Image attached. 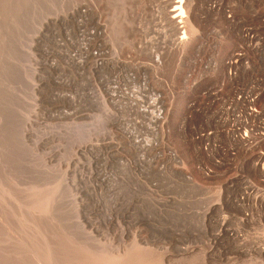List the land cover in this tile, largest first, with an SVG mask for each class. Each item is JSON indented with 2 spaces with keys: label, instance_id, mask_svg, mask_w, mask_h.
<instances>
[{
  "label": "rangeland",
  "instance_id": "rangeland-1",
  "mask_svg": "<svg viewBox=\"0 0 264 264\" xmlns=\"http://www.w3.org/2000/svg\"><path fill=\"white\" fill-rule=\"evenodd\" d=\"M167 1L0 0V264H264L242 180L264 171L203 151L212 96L189 90L264 0H174L183 39Z\"/></svg>",
  "mask_w": 264,
  "mask_h": 264
},
{
  "label": "built area",
  "instance_id": "built-area-1",
  "mask_svg": "<svg viewBox=\"0 0 264 264\" xmlns=\"http://www.w3.org/2000/svg\"><path fill=\"white\" fill-rule=\"evenodd\" d=\"M214 7L213 2L208 8L213 10ZM256 19L260 28H264V18L256 16ZM257 24H238V41L228 46L222 63H214L210 71L192 82L189 90L190 93L203 90L204 95L212 96L210 108L203 112V117L208 114L214 127L204 129L195 136L201 144L204 142L203 151L208 153L214 149L225 156L226 160L229 157L234 159L239 152L249 151L248 158L238 162L237 166L244 167L248 164L255 170L260 168L263 174L264 30L259 35L254 28ZM178 25L184 26L183 23ZM183 30L181 28L180 31ZM217 136L225 141L216 139ZM223 165L224 168L231 166L227 161ZM242 180L246 184L243 193L252 198L248 205L249 211L252 215L264 218V191L260 190V183H254L244 176ZM258 192L262 194H257ZM240 199L243 200V197ZM263 247L264 245L257 246L256 249L260 251Z\"/></svg>",
  "mask_w": 264,
  "mask_h": 264
},
{
  "label": "bare ground",
  "instance_id": "bare-ground-1",
  "mask_svg": "<svg viewBox=\"0 0 264 264\" xmlns=\"http://www.w3.org/2000/svg\"><path fill=\"white\" fill-rule=\"evenodd\" d=\"M179 3L182 1V0H177ZM176 2V1H175ZM174 2V0H168L167 1V5H166V3H165V5H166V12H165V15L164 16H166L165 18H167V20L166 21H168V22H170L171 24H169L170 26H171V32H172V30H174L173 32H174V34H175V32L176 33H178V31H179V21L183 18V16H181V12L183 13V11L180 9V6H178L179 4H178V2H177V5L176 4H173V3H175ZM181 3H183V1L181 2ZM171 5H175L174 7H172V8H170L171 7ZM163 7H165V6H163ZM168 8H170V9H168ZM181 8H182V4H181ZM179 10V11H178ZM164 11V10H163ZM74 13L75 14H77V16H78V19H79V22H80V24L82 23V24H85L83 21H87V19H86V17H87V15L89 14L90 15V19H89V21L91 22V24H92V32H91V36H93V37H95L96 39L95 40H93V44L91 45V46H86L85 48H80V46L81 45H79V47L78 48H80V49H78L79 50V52H80V55L81 56H83V58L84 59H86V58H88V57H91V55H93V58H96V57H94L95 55H97L96 54V52H100V51H105V50H103L104 49V47H108V46H105V44L104 43H101V39L99 40V39H97V36L98 35H96L97 33H99L100 31H101V26L99 25V23L96 21V20H94V16H93V14H90V10L88 9V7L85 5V4H82L81 2H79L77 5L75 4V7H74ZM163 14H164V12H163ZM182 17L181 19H179V17ZM254 17V16H253ZM164 18V17H163ZM254 20V19H253ZM257 20V19H256ZM182 21V20H181ZM183 22V21H182ZM181 22V23H182ZM78 23V22H77ZM184 23V22H183ZM229 23V22H228ZM252 23V22H251ZM81 24V25H82ZM166 24V23H165ZM255 24V23H254ZM257 24V23H256ZM168 25V24H167ZM168 25V26H169ZM249 25V24H248ZM256 26V25H255ZM83 27V26H82ZM84 28V27H83ZM173 28V29H172ZM181 28H183L184 29V26L183 27H181ZM78 30H80V29H78ZM181 30V29H180ZM79 32V31H78ZM172 32V33H173ZM88 33V32H87ZM86 33V34H87ZM89 33H90V31H89ZM88 33V34H89ZM81 34V33H80ZM84 34V33H83ZM173 34V35H174ZM82 35V34H81ZM96 35V36H95ZM86 36V35H85ZM90 36V37H91ZM172 36V35H171ZM177 36H178V38L181 36L182 37V39L184 38V34H183V31H180V33H179V35L177 34ZM83 37V36H82ZM81 37V38H82ZM87 38V37H86ZM85 38V39H86ZM89 39V38H88ZM177 39V38H176ZM79 41V40H78ZM83 41H84V39H83ZM81 42V41H80ZM79 42V43H80ZM78 43V44H79ZM107 50V49H106ZM77 52V51H76ZM99 54V53H98ZM100 55V54H99ZM102 57V56H101ZM92 60V59H91ZM78 61V60H77ZM85 61L86 60H84V64L83 65H85ZM108 61V60H107ZM81 62V61H80ZM93 62V61H92ZM92 62H90V63H92ZM109 62V61H108ZM108 62H106V61H99V62H96L95 61V63H93V64H87L88 66V68H89V70H92V72L93 71H98L99 69L101 70V69H106L107 68V66L109 65V63ZM116 63H118V62H116ZM114 65H116L115 63H114ZM113 65V66H114ZM79 66V65H78ZM112 66V65H111ZM121 66V65H120ZM87 68V69H88ZM109 68V67H108ZM109 69H111V68H109ZM129 69V68H128ZM138 73V72H137ZM139 77V76H138ZM143 80V79H142ZM183 90V89H182ZM180 92V91H179ZM182 93V92H181ZM180 94V93H179ZM181 95V94H180ZM155 101V100H154ZM156 102V101H155ZM158 102V101H157ZM150 103V102H149ZM155 106V105H154ZM156 106H158V105H156ZM153 107V106H152ZM155 108V107H154ZM158 110V109H157ZM160 114V113H159ZM157 115H158V113H157ZM156 115V117L158 118V116ZM161 115V114H160ZM155 118V117H154ZM155 120V119H154ZM141 121V120H140ZM158 122V121H157ZM23 132H25V131H23ZM26 136H24V138H25ZM141 139H143V138H141ZM142 141V140H141ZM141 141L139 142V143H141ZM143 141H144V139H143ZM143 141H142V143H143ZM145 142V141H144ZM141 146V145H140ZM144 145H142V147H143ZM147 146H149V145H147ZM141 147V148H142ZM148 149V148H147ZM146 151V150H145ZM142 155H143V153H142ZM159 157V156H158ZM49 158H51V156L49 157ZM160 158V157H159ZM169 159H171V158H169ZM172 173L174 174V175H178V173L176 172V171H172ZM205 216V215H204ZM242 218V217H241ZM241 221V220H240ZM243 221V220H242ZM246 221V220H245ZM237 232V231H236ZM238 233V232H237ZM236 233V234H237ZM235 234V235H236ZM240 247V246H239ZM257 250V249H256ZM259 252V251H258ZM260 253H264V247L260 250Z\"/></svg>",
  "mask_w": 264,
  "mask_h": 264
}]
</instances>
